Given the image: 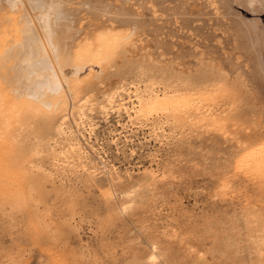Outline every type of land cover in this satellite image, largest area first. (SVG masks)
<instances>
[{"label": "rangeland", "instance_id": "obj_1", "mask_svg": "<svg viewBox=\"0 0 264 264\" xmlns=\"http://www.w3.org/2000/svg\"><path fill=\"white\" fill-rule=\"evenodd\" d=\"M233 7L243 15L251 16L242 6L234 3ZM259 16L264 26V12ZM178 25L177 23L176 27H179ZM180 28H177L178 34L166 38L176 44L183 43L186 47H193L197 53L191 63L193 65L189 63L188 66L186 64L181 67L177 60L161 61L162 63L158 64L160 61L157 58L143 54L139 59L131 56L119 57L99 73L98 66L86 65L77 74L80 78L83 75L82 79L75 76L85 82L86 86L84 84L81 90L82 94L85 92V96L80 92L73 101L71 97H67L68 102L64 105L65 109L63 108L66 110L67 107V111L63 113L61 108L56 113L52 112V116L54 115L55 119L58 116V120H62L65 131L69 132L67 135L72 141H76L74 146H78L81 151L80 158L84 168L78 167L74 173L68 166H62L60 161L54 164L51 156H48L50 152L46 149H43L45 153L40 150L44 156L37 152L35 154L39 155L33 154L31 157L28 154L27 157L25 154L24 157L16 152L15 148L12 150L0 147L3 150H0V155L3 152L0 160L3 159L4 162L6 158L9 161L7 167L0 163L2 167H6L4 173L0 166V184L4 187H0V264H132L144 260L151 237L158 243L161 242L160 248L166 253L163 252L162 256H159L160 261L156 259L153 264H264V242L261 240L264 229L259 230L257 227L261 220H264V180L237 171L233 167L235 152L242 141L241 136L249 134L248 130L252 128L264 129V97L254 92V89L250 90L249 82H246L248 79L243 81L241 72H229L232 77L226 76L214 65L215 61H212L210 53H206L204 46L205 43H210L222 47L224 43L221 37L206 40L202 39L206 35L205 30L197 34L191 29ZM201 56L206 58V61ZM160 72L168 81L176 77H188L198 82L207 78V81L212 82L214 79L216 81L219 75L223 78L225 76L240 94L234 91V96L237 97H234L233 103L222 105L224 110L220 107L219 112L216 111L224 117L230 114L225 117L228 124L224 119L220 130L201 126L192 131L186 130L187 132L171 130L164 124L165 136L157 138L151 134L150 125L140 126L128 121L127 113L119 104L125 105L127 100L135 98L131 90L138 82L142 87L145 75H157ZM87 77L91 83L85 80ZM127 90L131 93L129 99ZM78 98L80 101L89 98L85 102L87 108L83 106L85 109L80 113V120L77 118L76 106L73 105ZM92 100L95 102L92 103ZM58 113H61L60 116ZM73 121L75 124L72 126ZM250 124L254 127H250ZM224 126L227 129H224ZM45 129L35 131L36 128H32L34 135L30 132L18 138V147L25 150L32 146V143L36 144L39 139V144L45 143L46 136L42 134ZM236 130L241 132L237 133ZM24 139H27L25 143ZM233 139H236V142ZM10 154L14 155L15 160ZM34 162H38L37 165L40 166H36L38 169L31 170V173V165ZM12 166L17 168V172L11 170L14 169ZM20 167L27 171L18 170ZM6 171L14 176H10ZM235 171L237 172L234 173ZM46 172L50 175L49 178ZM16 173H19V177L15 176ZM6 174L14 178L9 177L11 182H14L11 183L8 177L5 179L3 176L6 177ZM151 179L153 184L149 182ZM226 183L228 185L223 191L221 188ZM132 184L140 185L139 203L133 209L138 205L140 207L130 210L134 212H121L119 208L124 197L123 192L133 186Z\"/></svg>", "mask_w": 264, "mask_h": 264}, {"label": "bare ground", "instance_id": "obj_2", "mask_svg": "<svg viewBox=\"0 0 264 264\" xmlns=\"http://www.w3.org/2000/svg\"><path fill=\"white\" fill-rule=\"evenodd\" d=\"M234 3L242 6V9L249 12L251 16L248 17L243 15L240 10L233 7ZM262 12H264V0H0V147H6V149L10 148L12 150L15 148L17 149L16 152H19L23 156L26 154L27 157L28 154L32 157L34 156L33 154L40 152L41 149L42 151L46 149L50 152L48 156H51L54 164L60 161L62 166H68L73 172L78 170V167L82 168L83 163L80 158L82 154L78 146H74L76 141H72L71 137L67 135L69 132L65 131L66 127L62 125V120H58V116L57 119H55L54 115L52 116V112L56 113L60 111L61 108L63 113L67 111V107L66 110H64V105L66 106V102H68L67 97H71L73 101L79 96L82 86L85 84L83 80H79L82 79L83 75L81 78L77 75L80 69L86 65L98 66L99 73L103 68L106 69V66L110 64V62L119 57L126 58L127 56H131V58L134 57L139 59L143 54H147L149 57L152 56V58H157L158 61H160L158 64L162 63L161 61L177 60V63L181 64V67L186 64L188 66L189 63H192L195 55H197V53L194 52V48L192 47V50L191 47H186L183 43L176 44L175 41L166 38L169 35L178 34L179 29L177 28L180 27L191 29L197 34L205 30L206 35L202 39L206 40H213L218 36L219 38L221 37L222 43H224L223 46L221 45L222 47L210 43H205L204 46L206 47L205 50H207L206 53H210L212 61H215L214 65L217 66L220 73L223 72L226 76H231L229 72H241V76H244L243 81L246 80L245 78L248 79L246 82H249L250 90L254 89V92L264 97V26H262L259 18ZM195 21H200V23L196 24ZM193 22H195V24ZM177 23L179 27H176ZM218 41L219 39H217V42ZM219 43L221 44L220 41ZM202 52H204V50ZM159 57L164 58L160 59ZM197 58L198 60L200 59L198 56ZM131 60L133 61V59ZM123 61H125V59ZM209 63H211V61ZM191 67L193 68V66ZM91 69L90 67L89 70ZM91 74L95 75L94 73ZM75 76H78L79 79H77L78 77L75 78ZM145 76L142 87L138 84L139 82H136L137 85H134V88L131 90L135 98L133 100L129 99L131 93L129 92L130 90H127L129 92V100L125 102V105L120 103L119 106H123L122 108L125 113H127L126 117L128 121L136 123L137 125L139 124L140 126H146V124L150 125L149 130L151 134L157 138H164V124L171 130H179L181 132L186 130L192 131L201 126H204L203 128L206 129V126H210L211 128H218L220 130L225 117L230 115L226 113L227 115L224 117V115L216 113L222 105L232 104L235 97V85L231 83L230 80L225 79V76L223 78L222 75H219L216 81L214 79L212 82L204 78L200 80L201 83L190 80L188 77L182 79L176 77L174 80L168 81L164 79V74L161 72L157 75L147 74ZM96 79H94V81ZM98 79L97 81H100ZM85 80L90 82L88 77ZM236 93L239 94V91ZM83 94L85 96V92ZM89 97L91 96L89 95ZM87 99L80 101V98H78L77 101L73 103V105L76 106V114L79 120L80 113L85 109L83 106L86 107L85 102ZM93 102L95 101L92 100V103ZM234 105L236 104L234 103ZM118 110H120V107ZM217 112H219V110ZM220 112L224 113L222 111ZM74 118L73 120H75ZM227 121L226 124H228ZM74 124L75 122L72 126ZM79 125L80 124H78V126ZM250 127L254 126L250 124ZM32 128H36L35 131H43V128H46L44 133H42L46 136L45 143L39 144L41 139L38 138L39 143H32V146L25 150L19 148L20 139L18 140V138L28 135ZM223 128L225 129L226 127L224 126ZM252 129L248 130L250 131L249 134L245 136H241L242 134L240 135L242 141L239 142L241 144H238L239 147H237V151L235 150L233 167H235L237 171H242L249 175L251 174V176L259 177V179L263 178L264 180V129ZM237 131L239 130H236V132ZM36 136H34V138ZM235 138H237L236 135ZM25 140L27 141V139H24V143ZM2 148L0 150H2ZM43 152L45 153V150ZM40 153L42 154V152ZM1 155H3V152ZM10 156L12 155L10 154ZM13 156L11 157L12 159H14ZM27 157L26 160L28 159ZM2 160H0V163L7 167L9 161L6 160V158L4 162H2ZM27 163L29 164V162ZM37 163L35 164L34 162V164L31 165L30 171L36 169V166H38ZM10 165H8V167ZM12 167L14 168V166ZM21 167L18 170H25V168L21 169ZM5 168H1V171H4V173L6 170ZM55 168L57 167L55 166ZM9 169L10 167L7 168V170ZM16 169L17 168L11 170L17 172ZM230 169L231 168H229V170ZM11 170L9 172H11ZM40 170H42V168H40ZM89 172L90 171H88V173ZM4 173L2 174L4 175ZM8 174H6V177H3L7 179V177L9 178L13 175L10 173V176H8ZM24 174L25 173H23V175ZM73 175L75 177V174ZM89 175L91 176V173ZM15 176L19 177V173H16ZM152 180L153 179L149 180V182L153 184ZM12 182H14V180H12ZM17 182L18 184L20 183L19 180H17ZM62 182H64V180H62ZM260 182H262V180H260ZM5 184L7 183L5 182ZM5 184L3 183L2 185L5 186ZM15 184L13 185L14 187ZM146 185L148 186L147 183ZM227 185L228 183L224 184L221 189L224 191ZM13 186H11V188ZM16 186L19 187L17 184ZM0 187H2L1 184ZM14 187L12 191H14ZM11 188L9 187V190ZM221 189L219 188L220 191ZM15 191H17L16 188ZM66 191H68V189ZM123 193L124 197H122L123 200L120 203L119 209L121 212H128L139 203L140 185L130 186ZM145 199H147V196ZM254 224L256 225V223ZM257 227H259V230H263L264 220H261ZM258 233L260 234V232ZM151 238V240L147 239L149 241V248H147L148 250L145 253L144 260H138L136 263L132 262V264H153L156 259H159L164 249L161 250L160 248L161 242L158 243L156 239H153L154 237ZM261 240L264 242V236L261 237ZM165 254L163 256H165ZM257 258H259V256Z\"/></svg>", "mask_w": 264, "mask_h": 264}]
</instances>
